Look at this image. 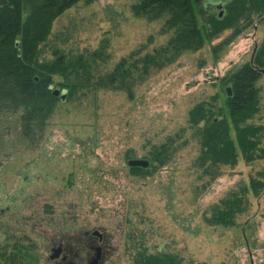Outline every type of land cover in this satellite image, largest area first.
<instances>
[{
  "label": "rangeland",
  "instance_id": "374dc122",
  "mask_svg": "<svg viewBox=\"0 0 264 264\" xmlns=\"http://www.w3.org/2000/svg\"><path fill=\"white\" fill-rule=\"evenodd\" d=\"M138 1H79L55 20L39 47L41 59H55L54 46L70 55L104 48L108 58L97 68L105 72L138 49L164 45L171 35L163 32L164 19L135 15ZM227 1L220 9L219 0H207V14ZM198 20L203 27L202 14ZM231 34L226 30L154 72L137 84L133 98L112 89L69 104L59 96L42 139L33 144L20 133L23 109L0 108V242L35 241L40 264H57L50 259L54 238L68 231L72 253L79 250L86 259L84 232L97 230L104 235L98 264H133L140 246L178 254L184 264H264V192L250 194V208L235 225L206 221L215 204L264 168V160L249 164L240 155L214 180L193 167L199 144L191 137L189 111L208 101L222 110L216 118L227 115L228 77L251 62L264 40V14L228 42ZM62 81L54 76L60 92ZM256 86L263 115L254 121L264 124V75ZM177 134L187 144L154 169L150 150L169 137L179 141ZM142 157L150 160L146 174L133 173L128 159Z\"/></svg>",
  "mask_w": 264,
  "mask_h": 264
},
{
  "label": "trees",
  "instance_id": "16d2710c",
  "mask_svg": "<svg viewBox=\"0 0 264 264\" xmlns=\"http://www.w3.org/2000/svg\"><path fill=\"white\" fill-rule=\"evenodd\" d=\"M79 1L8 0L7 4L0 5V108L2 111L23 109L20 133L32 144L44 134L47 121L56 110L59 99L51 88L55 75L63 77L61 85L67 92L65 100L60 98L63 104L83 100L98 89L122 90L133 98L137 84L175 63L185 52L201 49L207 41L229 29L232 34L228 42L232 41L253 24L255 17L264 14V0H228L222 16L220 12L207 14V0H139L133 5L135 15L150 21L164 19L163 32L171 34L164 45L148 52L138 49L105 72L97 68L99 59L108 58L104 48L70 55L54 46L55 59L42 60L39 47L48 39L55 20ZM198 13L204 16L203 27L199 25ZM219 49L214 47L213 52ZM258 66L264 68V40L253 62L232 71L228 77L233 94L226 102L227 115L216 118L222 110H215L216 105L208 101L198 103L189 111L191 137L199 144L193 167L211 180L217 178L223 166H236L240 155L249 164L264 160V124L254 121L263 115L256 86L262 75L255 69ZM177 135L179 141L173 136L152 147L154 169L167 164L178 148L187 144H181L182 135ZM131 169L133 173L146 174V168ZM263 192L264 168L215 204L206 221L211 225H235L238 217L250 208V194L259 197ZM40 260L39 245L35 241L13 237L0 242V264H40ZM133 264L184 262L178 254L150 253L140 246Z\"/></svg>",
  "mask_w": 264,
  "mask_h": 264
},
{
  "label": "flooded vegetation",
  "instance_id": "af4514ba",
  "mask_svg": "<svg viewBox=\"0 0 264 264\" xmlns=\"http://www.w3.org/2000/svg\"><path fill=\"white\" fill-rule=\"evenodd\" d=\"M52 210L55 211L53 206H52ZM94 231L91 232V235L89 234V231H85L83 235L84 237L82 236L83 238H85L86 240L85 243L87 244L86 247L89 250V253H88L89 256L86 257V259L84 258V256L81 255L79 250L76 252V254L72 253L74 249L72 248L71 236L68 234V231L67 232L65 231L60 237L57 236L56 238H54L52 240L53 242L52 249L59 248V247H61L62 249L60 258L55 260L57 261V264H93L97 257V252H98L97 248L100 247L101 248V251H100L101 259H99L98 262L96 263L98 264L103 258L104 247H103L102 241H103L104 236L103 238H100V236ZM95 238H97V240H95ZM63 256L65 257L64 259H63ZM83 261H85V263H83Z\"/></svg>",
  "mask_w": 264,
  "mask_h": 264
},
{
  "label": "water",
  "instance_id": "95a60500",
  "mask_svg": "<svg viewBox=\"0 0 264 264\" xmlns=\"http://www.w3.org/2000/svg\"><path fill=\"white\" fill-rule=\"evenodd\" d=\"M222 1L219 0V3L216 4V6L219 7L220 9L222 8L221 6L223 5ZM7 2H8V0H0V5H5V4H7ZM220 2H221V4H220ZM209 5H215V4L212 3V4H209ZM223 13H224V10L222 9L220 11V16H222ZM18 44H19V41H17L16 45H18ZM252 62H253V57L251 59V63ZM255 69H258L259 72L262 75H264V68H260L258 66ZM51 88H52V93L56 97H59L60 96L62 98V100H65V98L67 96L66 90H63L62 92H60L59 89H56L55 88V85H52ZM226 93H227L228 98H230L232 96V94H233L232 86H227L226 87ZM127 164L129 165V167H142V168H147L150 165V160L147 159V158H143V157L142 158H129L128 161H127ZM94 232L97 233L100 236V238H103L104 235L102 233H100L97 230H95ZM97 250H98L97 257H96V260H95V262L93 264H96L98 262V260L101 259V256H100L101 248L98 247ZM61 252H62L61 247L52 249V253L50 254V259L51 260H56V259L60 258ZM64 258L65 257L63 256V259Z\"/></svg>",
  "mask_w": 264,
  "mask_h": 264
}]
</instances>
